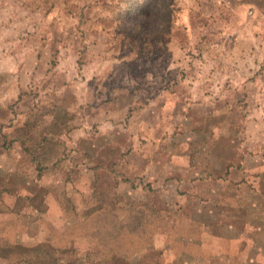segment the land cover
Instances as JSON below:
<instances>
[{
  "label": "rangeland",
  "instance_id": "obj_1",
  "mask_svg": "<svg viewBox=\"0 0 264 264\" xmlns=\"http://www.w3.org/2000/svg\"><path fill=\"white\" fill-rule=\"evenodd\" d=\"M0 264H264V0H0Z\"/></svg>",
  "mask_w": 264,
  "mask_h": 264
}]
</instances>
